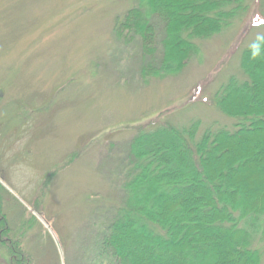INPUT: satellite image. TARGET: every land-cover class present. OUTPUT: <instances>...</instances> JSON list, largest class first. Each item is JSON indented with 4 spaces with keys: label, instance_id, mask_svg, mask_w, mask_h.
<instances>
[{
    "label": "rangeland",
    "instance_id": "1",
    "mask_svg": "<svg viewBox=\"0 0 264 264\" xmlns=\"http://www.w3.org/2000/svg\"><path fill=\"white\" fill-rule=\"evenodd\" d=\"M247 2L180 72L145 82L140 41L113 32L135 0H0L1 198L33 264L107 263L103 215L122 198V153L139 130L232 127L216 95L264 35V0ZM0 264H9L1 243Z\"/></svg>",
    "mask_w": 264,
    "mask_h": 264
},
{
    "label": "trees",
    "instance_id": "2",
    "mask_svg": "<svg viewBox=\"0 0 264 264\" xmlns=\"http://www.w3.org/2000/svg\"><path fill=\"white\" fill-rule=\"evenodd\" d=\"M135 2L117 16L113 32L123 43L140 41L133 54L145 82L180 72L199 53V41L251 7L247 0ZM240 68L216 95L231 128L197 136L198 123L182 129L165 122L128 141L122 198L103 215L102 262L262 263L264 248L255 243L264 239V35L244 50ZM1 187L0 243L9 264H33L23 238L12 234Z\"/></svg>",
    "mask_w": 264,
    "mask_h": 264
}]
</instances>
